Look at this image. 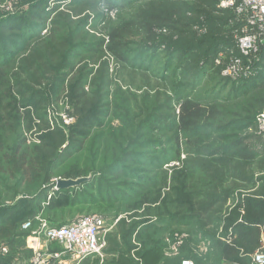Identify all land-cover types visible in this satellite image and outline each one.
<instances>
[{
	"label": "rangeland",
	"instance_id": "374dc122",
	"mask_svg": "<svg viewBox=\"0 0 264 264\" xmlns=\"http://www.w3.org/2000/svg\"><path fill=\"white\" fill-rule=\"evenodd\" d=\"M143 1L112 0L109 9L102 0H0V215L16 223L20 237L30 229L22 225L36 219L65 225L97 215L105 244L124 221L129 264H218L216 243L232 234L225 227L233 210L247 214L249 193L226 204L220 223L203 228L195 203L205 179L196 162L232 153L242 141L257 146L264 82L227 83L211 73L188 79L164 51L142 46L134 16ZM51 37L67 45L37 85L16 67L29 46L41 50L37 40ZM223 74L233 77L232 70ZM186 100L216 114L180 131L177 110ZM51 130L65 137L61 147ZM16 149L49 154L46 172L32 183L12 173L4 156ZM81 177L89 180L58 188L59 179ZM105 244L101 256L82 264H120L103 256Z\"/></svg>",
	"mask_w": 264,
	"mask_h": 264
},
{
	"label": "trees",
	"instance_id": "16d2710c",
	"mask_svg": "<svg viewBox=\"0 0 264 264\" xmlns=\"http://www.w3.org/2000/svg\"><path fill=\"white\" fill-rule=\"evenodd\" d=\"M222 1L144 0L134 16L135 23L144 35L142 46L150 52L164 51L188 79L194 80L204 73H211L227 83L243 79L247 83L259 81L262 84L264 39L258 43L256 52L244 55L240 51L238 39L244 36L246 31L254 33L256 29L249 27L246 16L237 12L240 0H234V5L228 7L221 6ZM102 2L108 5L109 9L114 8L112 0ZM112 37L114 38L113 34ZM36 45H42L41 50L29 46L28 53L20 60L16 72L29 73V81L40 85V81L50 71L51 61L60 59L61 51L66 48L67 42L55 37L48 41L39 38ZM109 50L124 59L119 51L112 48ZM249 69H255L256 72L246 74ZM225 70H232L233 77L224 75ZM252 74L255 77L249 79ZM19 94L25 97L24 93ZM85 96L83 91L76 93L80 102H85ZM177 112L180 131H187L202 118L214 117L216 114L213 108L188 100L180 104ZM51 131L55 146L61 147L65 143V137L55 130ZM247 142H240V149L232 153L225 152L213 155L210 159H198L196 162L200 174L205 179L203 192H197L195 203V216L199 218L203 228L220 223L226 204L240 193H249L246 199L247 214L241 217L239 209L233 210L226 221L225 230L234 228L236 235L230 234L226 240H218L216 243L215 258L218 264L244 262L246 256L260 246L259 226L264 225V139L257 137V146H253L255 141ZM19 152V149H16L15 156L6 155L4 159L12 173H21L24 180H31L32 183L46 172V158L49 154L44 155L41 149L30 153L23 151L18 155ZM33 225L36 228L37 222H32ZM15 226L14 221L1 223L0 239H11ZM127 226L124 221H119L115 231L107 235L103 250L105 258H117L120 264H129L133 246L128 238L127 241L124 239ZM34 228H30L26 236L31 234ZM87 258L89 257L78 264L89 260Z\"/></svg>",
	"mask_w": 264,
	"mask_h": 264
},
{
	"label": "built area",
	"instance_id": "2783aa9c",
	"mask_svg": "<svg viewBox=\"0 0 264 264\" xmlns=\"http://www.w3.org/2000/svg\"><path fill=\"white\" fill-rule=\"evenodd\" d=\"M234 0H223L221 6H233ZM237 12L244 14L249 27L256 32L246 34L238 39L240 51L244 55L256 52L258 43L264 39V0H240ZM259 134L264 139V110L257 116ZM37 226L31 231L32 256L28 264H48L51 260L60 259L62 255L69 256L70 260L80 262L86 257L100 255L104 246L103 230L105 221L97 215L78 217L69 224L53 226L44 219H36ZM241 221V220H240ZM32 222L24 224V228H31ZM263 230V229H262ZM42 241L57 243L62 246V252H43ZM9 254V248L0 243V255ZM251 264H264V239H260V246L252 254L247 255ZM183 264H194L185 261ZM241 264V263H237Z\"/></svg>",
	"mask_w": 264,
	"mask_h": 264
},
{
	"label": "crops",
	"instance_id": "0c3cea01",
	"mask_svg": "<svg viewBox=\"0 0 264 264\" xmlns=\"http://www.w3.org/2000/svg\"><path fill=\"white\" fill-rule=\"evenodd\" d=\"M231 200H233V199H231ZM8 221L11 222V219H9L7 216L3 217L2 215H0V224L4 223V222H8ZM259 227L261 230L260 239H262V238L264 239V225L259 226ZM22 228H24V225H22ZM225 231H227V230H225ZM229 231L232 233V235L235 234L234 228H231ZM13 234H14V236L11 239H5V238L2 239L4 241V243H6V244L12 243V245L9 246L8 244L7 245L5 244L9 248V254L0 255V264H28V262L32 256V250L30 249V247H31V239L29 238L30 234L28 236H24V237H20L15 232ZM42 245L44 247V249H43L44 253L45 252H48V253H55V252L59 253V252H61L60 251L61 249L52 248L53 245H59L57 243H47L46 241H42ZM59 246H61V245H59ZM76 263L78 264L79 262H75V261L70 260L69 256H67V255H62L60 257V259L51 260L48 264H76ZM237 263L251 264L249 259H248V256H246V259L244 262L236 261L232 264H237Z\"/></svg>",
	"mask_w": 264,
	"mask_h": 264
},
{
	"label": "water",
	"instance_id": "95a60500",
	"mask_svg": "<svg viewBox=\"0 0 264 264\" xmlns=\"http://www.w3.org/2000/svg\"><path fill=\"white\" fill-rule=\"evenodd\" d=\"M88 180H89V178H86V177L77 178L75 180H72V179L61 180V179H59L57 181V185H58V188L68 189L71 187H79L80 185H82L83 183H85Z\"/></svg>",
	"mask_w": 264,
	"mask_h": 264
}]
</instances>
